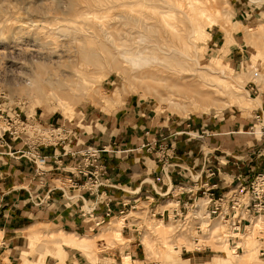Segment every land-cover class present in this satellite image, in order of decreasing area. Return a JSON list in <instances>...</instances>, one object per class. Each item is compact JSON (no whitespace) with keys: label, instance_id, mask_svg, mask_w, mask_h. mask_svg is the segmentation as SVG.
<instances>
[{"label":"rangeland","instance_id":"1","mask_svg":"<svg viewBox=\"0 0 264 264\" xmlns=\"http://www.w3.org/2000/svg\"><path fill=\"white\" fill-rule=\"evenodd\" d=\"M171 25L184 32L185 43L165 32ZM261 53L264 58V0H0V129L18 133L21 139L13 143L58 149L46 156L48 164L61 154L73 159L72 171L89 193L86 201L97 199L102 186L89 189L92 173L98 172L102 183L105 169L99 159L104 172L85 167L90 149L85 139L101 137L105 124H134L138 116L149 135L152 130L161 137L190 133L161 144L157 152L162 159L175 157L170 150L185 137L192 141V153L182 157L186 146L181 143L180 154L195 166L193 174L202 169V159L223 167L227 157L241 174L255 176L264 172V62L260 66L256 55ZM161 56L167 63L156 62ZM186 83L192 84L189 91ZM189 123L194 126L183 129ZM193 128L199 131L192 133ZM111 132L108 128L101 142ZM208 139L221 146L217 152H210ZM5 140L11 142L8 134ZM24 147L21 151L28 150ZM112 150L118 149L108 150L114 155ZM6 151L9 158L21 155ZM53 183L69 185L60 176ZM201 196L182 204L187 207L184 225L172 217L176 202L166 197L155 205L157 212L169 210V219L153 216L142 203L89 234L67 235L73 233L46 222L31 225L22 232L21 264H35V251L41 254L40 264H66L74 253L82 264H264V215L254 219L259 227L245 229L239 243L243 252L232 256L226 227L214 218L201 220L207 206ZM88 205L82 213L92 210ZM117 220L123 223L113 231ZM197 225L205 227L207 236L196 235ZM34 229L40 237L36 245L26 236ZM52 239L82 240L90 252L63 247L62 255L54 257ZM195 239L201 240L197 246Z\"/></svg>","mask_w":264,"mask_h":264},{"label":"crops","instance_id":"2","mask_svg":"<svg viewBox=\"0 0 264 264\" xmlns=\"http://www.w3.org/2000/svg\"><path fill=\"white\" fill-rule=\"evenodd\" d=\"M132 112L135 114L134 108ZM135 121L134 124L117 121L110 125L105 124L100 131L101 137L95 135L85 139L90 148L104 149L98 154V159L99 164L105 169V175L101 180L102 186L96 194L97 199L92 197L88 201L85 198H88L89 193L81 186L83 179L72 171L74 163L69 156L61 154L56 163L50 162L46 165L43 174L36 175L32 163L25 157L20 155L9 158L7 148L0 147V264L22 263L20 251L24 246L22 232L31 225L46 222L73 233L67 235L89 234L99 227L95 225V221H102V225L106 222L104 215L107 209L113 214L108 219L110 221L120 212L125 213L142 203L148 204L154 216L161 215L164 219L165 216H170L169 210L157 212L155 205L161 199L172 198L176 202V207L181 208L182 204L186 203L188 206L195 201L196 196L202 195L203 190H210L218 197L235 183L237 173L241 174L238 164L232 163L227 157L222 158L225 160L223 167L220 162L217 166L212 165L210 161L209 165H206L202 159L200 164L203 169L193 174L195 166L190 167V164L182 159L186 154L192 153L190 146H193L190 143L192 141L185 137L176 142L175 157L162 159L157 152L161 144L171 142L168 140L175 134L189 136L190 133L180 129L179 132L175 131L168 135L165 133V136L161 137L157 134L158 131L152 130V134L149 135L145 133L146 127L139 116ZM191 126H194V123L185 125L183 129ZM108 128L112 131L109 139L101 142ZM199 129L193 128L191 132H198ZM217 135L220 134H210L212 137ZM13 142L7 143L10 149L20 152L24 145ZM181 143L186 146L183 156L180 154ZM112 147L118 149L111 151L114 155L108 151ZM209 147L210 152H217L221 146L217 142L211 144L209 141ZM38 151L44 156H51L54 151L59 152L56 148H40ZM213 158L218 160L216 156ZM243 162L240 163L242 168L246 165V159ZM225 166L231 172H226ZM234 166H237L238 171L233 170ZM207 167L218 170L217 174L212 178L206 177ZM241 175H245L247 180L253 177L249 174ZM58 176L69 185L64 188L55 186L53 181ZM67 199L71 201L67 202ZM81 200L90 203L88 206L92 210L89 213H82L85 203L82 204ZM59 234L61 232L56 235ZM129 253L134 255L132 251ZM74 262L82 264L76 253L69 256L66 264Z\"/></svg>","mask_w":264,"mask_h":264},{"label":"built area","instance_id":"3","mask_svg":"<svg viewBox=\"0 0 264 264\" xmlns=\"http://www.w3.org/2000/svg\"><path fill=\"white\" fill-rule=\"evenodd\" d=\"M10 129L11 128L9 127L7 130L0 131V147H5L8 150L11 149L5 140L6 134L9 135L10 141L21 139L18 133L15 131L12 132ZM23 144L27 146L28 150L13 153L21 154V157H25L30 163H32L36 175L43 174L45 172L44 168L49 162V158L39 153L38 145L30 147L29 142L27 141H24ZM103 151L104 149H88L85 152L87 155V163L85 167L90 164L91 167H95L100 171H103V168L98 165V154ZM170 151L172 153L170 157L172 158V155L174 154V148H171ZM58 156L59 155L54 153L52 158L57 160ZM89 160H91V162H89ZM217 172L218 170H215L213 167H207L205 176L212 178L215 174H217ZM93 173L92 179H94V181L92 182L93 184H90L89 189L97 188L98 186L102 185L97 179L98 172L97 174L96 172ZM77 174L86 175L91 173H83L82 171H78ZM201 197L207 202V218L201 220L207 221L211 218H214L215 220H218L219 223H222V225L227 229L226 233L228 232L226 235L228 246L231 247L235 255L243 252V247L238 244L240 243L241 236H243L242 233L245 231L247 226L251 225V220L264 215V172L257 173L252 177V179L248 180L243 175L238 174V176L235 178L233 187H231L227 192L215 197V195L210 190H203ZM184 206L185 205H183V208H174L172 210V216L178 221H181V223H183L182 225H184V221L187 216V213L185 214L187 207ZM111 214V211L107 209L104 218L109 219ZM119 215H123V212H120ZM160 218H163V216L160 215ZM102 223V221H98L95 223V225L98 227L102 225ZM195 230L197 236H207L206 234L208 231L205 229V227L197 225ZM194 241L198 242L197 239ZM260 256H263L262 252L260 253Z\"/></svg>","mask_w":264,"mask_h":264},{"label":"bare ground","instance_id":"4","mask_svg":"<svg viewBox=\"0 0 264 264\" xmlns=\"http://www.w3.org/2000/svg\"><path fill=\"white\" fill-rule=\"evenodd\" d=\"M192 5V4H191ZM193 6V5H192ZM194 7V6H193ZM195 8V7H194ZM200 15V14H199ZM43 31V30H42ZM165 32H167L168 33V35L169 36H172V37H175V39H177L180 43H185L186 42V36L175 26V25H171L170 27H168V29H167V31H165ZM80 35V34H79ZM167 36V35H166ZM173 39V38H172ZM199 39V38H198ZM111 40V39H110ZM128 40V39H127ZM139 42V41H138ZM171 42V41H170ZM172 43V42H171ZM37 46V45H36ZM223 47H225V46H223ZM30 48V47H29ZM34 48V47H33ZM37 48V47H36ZM36 48H35V50H36ZM120 49V48H119ZM17 50V49H16ZM40 50V49H39ZM222 50H223V48H222ZM28 51V50H27ZM26 51V52H27ZM30 51H31V53L33 54L35 51L32 49H30ZM38 52V51H37ZM178 52V51H177ZM177 52H175V53H177ZM36 53V52H35ZM35 53H34V55H35ZM127 53V52H126ZM145 53V52H144ZM164 53V52H163ZM170 53V52H169ZM258 53H260V52H258ZM25 54V53H24ZM70 54H72V53H70ZM128 54V53H127ZM130 54V53H129ZM128 54V55H129ZM178 54H180L181 56H182V50H181V52H178ZM69 55V54H68ZM126 55V54H125ZM258 57V60H257V63L261 66V64L264 62V58H263V55H262V53L261 54H256ZM36 56V55H35ZM123 56V55H122ZM255 56V55H254ZM41 57V56H40ZM68 57V56H67ZM133 57V56H132ZM39 58V57H38ZM72 58V57H71ZM168 58H164V57H160V58H158V60L156 61V59H155V61L156 62H158V63H167L166 62V60H167ZM250 59H252V58H250ZM37 60V59H36ZM252 61V60H251ZM141 63H143L144 64V61L143 60H141L140 61ZM189 62V61H188ZM248 63V62H247ZM257 65V64H256ZM248 66H249V63H248ZM155 67L156 66H154V67H152V68H154L155 69ZM253 68V67H252ZM150 69V68H149ZM160 69V68H159ZM159 69H157V70H159ZM230 69V68H229ZM251 69V68H250ZM256 69V68H255ZM156 70V69H155ZM156 70V71H157ZM231 70H232V68H231ZM252 70V69H251ZM154 71V70H153ZM155 71V72H156ZM230 71V70H229ZM146 72H148L149 73V71H146ZM146 72H145V75H147L146 74ZM160 72V71H159ZM150 73H152V72H150ZM222 73V72H221ZM230 73V72H229ZM142 75H144L143 73H141ZM62 75V74H61ZM157 75V74H156ZM222 75H224V74H222ZM148 76V75H147ZM147 76H145V77H147ZM142 77V76H141ZM149 77V76H148ZM151 77V76H150ZM154 76H152V78H153ZM167 77V76H166ZM156 78V77H155ZM166 79V78H165ZM166 81V80H165ZM191 82V81H190ZM183 83V82H182ZM187 85L185 86V88H186V90L187 91H189V88H192V84L190 83V84H188V83H186ZM8 128H5V129H0V131L1 130H7ZM206 201V200H205ZM207 203V202H206ZM207 205V204H206ZM176 208V207H175ZM173 210V209H172ZM199 210V208L197 209V214H194L195 215V218L196 217H198L199 216V212H200V210ZM189 214V213H188ZM171 215H172V212H171ZM173 217V216H172ZM199 218V217H198ZM207 218V211H205V214L201 217V219H206ZM256 219V218H255ZM160 220H162V219H160ZM118 221H120V220H117V222ZM259 221V220H258ZM112 223L113 225L111 226V230H113V231H115V230H117V227H120L121 225H122V221H120V222H118V223ZM122 222V223H121ZM203 224H204V222H203ZM206 224V223H205ZM205 224H204V226H205ZM260 226V224L258 223H255L254 222V219L253 220H251V225L250 226H247V227H250V230L251 231H253V228H256V227H259ZM246 236V234H244L243 236H241L242 238H244ZM27 237L31 240V244H32V242L34 243V245H36L35 243L39 240V232L36 230V229H34V230H32V231H30L29 233H28V235H27ZM52 240H54L53 241V244H54V246H53V248H52V250H51V254L54 256V257H56V256H61L62 255V253H63V247H65V248H68V249H70V250H75V251H84L85 253H89L90 252V246L88 245V244H84L83 242H82V240H80V241H61L60 239H52ZM84 240V239H83ZM30 242V241H29ZM192 243L194 244V245H199L200 243H201V240L199 241V243H196L195 241H192ZM31 244H29V245H31ZM239 244V243H238ZM245 244H246V242H245ZM240 245V244H239ZM32 246V245H31ZM33 247V246H32ZM227 247H228V244H227ZM83 248H85V250L83 249ZM186 252H188V251H186ZM92 253V252H91ZM90 253V254H91ZM227 253L229 254V255H232V256H234L235 254H234V252H233V250L231 249V247H228L227 248ZM32 255L34 256V263L35 264H40L41 263V254L40 253H37L36 251L35 252H33L32 253ZM91 255H93V254H91ZM45 256V255H44ZM43 256V258H45ZM47 257V256H46ZM92 257V256H91ZM238 257V256H237Z\"/></svg>","mask_w":264,"mask_h":264},{"label":"clouds","instance_id":"5","mask_svg":"<svg viewBox=\"0 0 264 264\" xmlns=\"http://www.w3.org/2000/svg\"><path fill=\"white\" fill-rule=\"evenodd\" d=\"M129 63H131L133 66H136L134 60H129Z\"/></svg>","mask_w":264,"mask_h":264}]
</instances>
